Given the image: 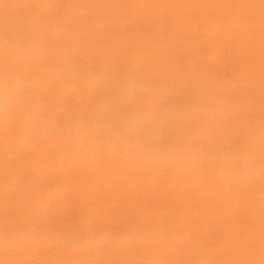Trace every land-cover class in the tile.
Masks as SVG:
<instances>
[{"label": "rangeland", "instance_id": "rangeland-1", "mask_svg": "<svg viewBox=\"0 0 264 264\" xmlns=\"http://www.w3.org/2000/svg\"><path fill=\"white\" fill-rule=\"evenodd\" d=\"M253 2L0 0V264H264Z\"/></svg>", "mask_w": 264, "mask_h": 264}, {"label": "bare ground", "instance_id": "bare-ground-1", "mask_svg": "<svg viewBox=\"0 0 264 264\" xmlns=\"http://www.w3.org/2000/svg\"><path fill=\"white\" fill-rule=\"evenodd\" d=\"M259 1H261V0H254V4L255 3H257V2H259ZM130 6L129 5H127V8H129ZM174 76V75H173ZM223 107V106H222ZM219 109V108H218ZM212 111H211V113L208 115V116H213L215 113H216V109L215 108H212L211 109ZM143 138V140H145L146 141V139H147V137L146 136H143L142 137ZM158 143V142H157ZM150 144V143H149ZM156 144V143H155ZM161 162H163V160L161 161ZM109 170H106V174L109 176ZM111 179H112V176H111ZM108 181L110 182V177H109V179H108ZM109 237L108 236H106V239H108ZM122 241V240H121ZM117 249V248H116ZM112 251H113V253H111L110 254V257L109 258H112V260H113V258L115 257H118L119 255V257L121 258V257H123L121 254H122V252H119V249H117V253L114 251V249H111ZM118 255V256H117ZM120 258H118V259H116L117 261H119V263H121L120 261Z\"/></svg>", "mask_w": 264, "mask_h": 264}]
</instances>
